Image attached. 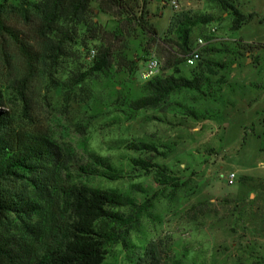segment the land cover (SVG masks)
Wrapping results in <instances>:
<instances>
[{
  "label": "rangeland",
  "instance_id": "obj_1",
  "mask_svg": "<svg viewBox=\"0 0 264 264\" xmlns=\"http://www.w3.org/2000/svg\"><path fill=\"white\" fill-rule=\"evenodd\" d=\"M146 1L149 22L157 29L159 40L148 43L146 36L136 30L118 40L106 36L108 39L103 42L111 45L115 55L126 53L129 59H140L135 75L122 74L121 67L116 66L110 73L92 77L82 90L65 95L63 83L68 76L86 65L89 49L97 51L93 43L82 52H76L75 47L69 50L71 53L65 57L59 74L48 77L41 72L31 84L28 108L23 116L25 126L49 131L59 144L72 145L78 156L88 145L115 162L125 163V178L118 182L91 180L92 185L117 189L139 204L160 189L152 206L130 229L129 246L143 250L155 243L162 264L173 261L264 264V127L261 124L264 91L258 88L264 84V0H234L241 12L254 15L237 31H230L229 19L208 0H178L177 10L172 8L171 0ZM6 5L8 22L24 28L18 12L10 8V3ZM182 13L214 16L216 20L211 24L195 27L191 39L196 41L201 33L207 34L216 27L212 36L219 42H214L217 43L214 46L221 49L219 43L224 42L230 50L204 58L225 63L226 67H215L210 74L212 86L206 89V96L180 91L158 109L139 112L132 121L114 120L116 114L105 110V105L110 106L111 101L113 105L115 96L126 100L143 95L145 80L141 73L149 58L156 57L161 70L169 56L179 53L175 44L177 32H168V29L173 16ZM98 22L107 31H112L116 25V20L105 14L99 15ZM237 41H242L240 48ZM21 67L20 55L7 44L0 53V87L5 92L1 111L20 110V106L9 99L7 89L19 78ZM192 70L186 64L179 66L180 75L186 77L192 75ZM56 82L62 85L63 91L55 88ZM94 103L101 113L94 114L90 110L89 105ZM189 110L207 113V116L197 119L188 114ZM252 126L254 130L250 132ZM140 143L153 145L157 151L127 148ZM131 157L145 160L152 157L156 167L147 174L132 173ZM81 159L74 160V172L84 163ZM159 169L170 180L168 184H172L173 178L181 186H168L166 190L155 186L152 179ZM230 173L236 175L233 185L228 184ZM242 177L246 179L240 181ZM10 188L32 196L25 181L11 182ZM2 230H10L24 245L20 237L23 231L19 228L7 225ZM123 249L114 247L105 264H129L132 248L129 252ZM27 252L30 254L27 264H34L37 252L34 243Z\"/></svg>",
  "mask_w": 264,
  "mask_h": 264
},
{
  "label": "trees",
  "instance_id": "obj_2",
  "mask_svg": "<svg viewBox=\"0 0 264 264\" xmlns=\"http://www.w3.org/2000/svg\"><path fill=\"white\" fill-rule=\"evenodd\" d=\"M208 1L229 19L230 31L239 30L253 19L252 13L240 11L234 0ZM7 3L18 12L25 23L24 28L8 22ZM146 5V0H0V53L10 44L22 59L20 76L7 89L9 99L19 105L20 110H0V264H27L30 257L27 248L32 243L37 249L34 264H105L110 251L118 246L126 252L132 248L131 255H128L129 264H162L155 243L139 250L129 246L127 241L130 229L136 225L140 215L152 206L160 189L139 204L117 189L92 185L91 180H122L125 178V163L115 162L88 145L78 156L72 145L59 144L49 131L26 127L23 120L31 84L41 72L48 77L59 74L65 57L71 53L69 50L75 47L76 52H82L93 43L97 48L96 56L68 76L63 83L65 95H73L76 89L82 90L92 77L110 73L116 66L121 67L122 74L134 76L140 59H129L125 51H120L124 55H115L111 45L103 42L107 41L106 36L118 40L136 30L146 36L148 43L159 40L157 29L149 22ZM100 14L116 20L112 31H107L98 22ZM215 20L213 15L206 14L189 16L182 13L173 16L168 32H177L178 41L175 44L179 53L169 56L160 72L145 81L141 97L125 100L115 96L113 105L112 101L110 106L105 105V110L116 114L114 120L132 121L139 112L158 109L172 94L180 91H194L206 96V89L212 86L210 74L214 73L215 67L225 68L226 64L204 56L230 49L224 42L219 43L221 49L216 48L214 45L217 43L214 42H219V39L214 41L210 30L200 35L207 41L201 49V59L192 66L186 60L196 43L191 39L193 29ZM241 42H236L239 48ZM182 64L194 69L190 77L180 75L179 66ZM167 71L171 73L166 74ZM49 80L52 82L51 78ZM55 88L63 91L58 82ZM258 88L264 91V84L258 85ZM4 98L5 92L0 87V106H4ZM89 107L94 114L101 113L96 103ZM188 114L197 119L207 116V113L194 110H189ZM261 124L264 127V109ZM253 126L250 132H253ZM127 148L157 151L155 146L144 143L128 145ZM80 157L84 163L74 172L73 162ZM152 161V157L148 160L131 157V172L150 173L156 167ZM245 179L242 177L240 181ZM17 180L25 181L32 196L10 188V183ZM152 181L155 186H162L161 190H166L168 186H181L173 178L172 184H168L170 180L161 169L155 171ZM7 225L23 231L20 237L24 245L10 230H2ZM172 264L180 263L173 261Z\"/></svg>",
  "mask_w": 264,
  "mask_h": 264
},
{
  "label": "built area",
  "instance_id": "obj_3",
  "mask_svg": "<svg viewBox=\"0 0 264 264\" xmlns=\"http://www.w3.org/2000/svg\"><path fill=\"white\" fill-rule=\"evenodd\" d=\"M35 1H41V0H35ZM171 6L174 10H177L179 8L178 0H171ZM211 32H216V27L211 28ZM205 39L203 37H199L196 40L195 47L187 56V64L192 66L195 65L200 59H201V49L206 45ZM96 56V51L91 50L88 54V61H91ZM160 72V63L158 59L154 56L150 57L147 61L142 73L141 77L145 81L151 80L154 76H156ZM236 179V175L234 173H230L228 177V184L233 185Z\"/></svg>",
  "mask_w": 264,
  "mask_h": 264
}]
</instances>
